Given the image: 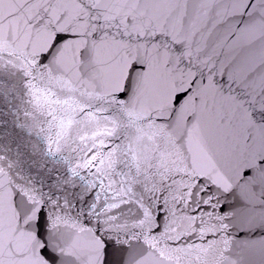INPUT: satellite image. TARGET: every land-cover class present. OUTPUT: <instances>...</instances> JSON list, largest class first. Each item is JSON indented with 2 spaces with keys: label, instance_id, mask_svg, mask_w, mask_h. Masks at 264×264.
I'll return each instance as SVG.
<instances>
[{
  "label": "snow or ice",
  "instance_id": "6c2138e0",
  "mask_svg": "<svg viewBox=\"0 0 264 264\" xmlns=\"http://www.w3.org/2000/svg\"><path fill=\"white\" fill-rule=\"evenodd\" d=\"M0 264H264V0H0Z\"/></svg>",
  "mask_w": 264,
  "mask_h": 264
}]
</instances>
